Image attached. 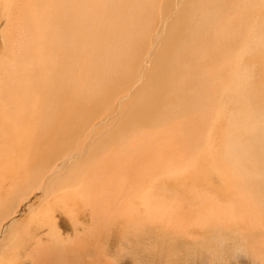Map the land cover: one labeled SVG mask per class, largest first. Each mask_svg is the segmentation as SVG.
I'll list each match as a JSON object with an SVG mask.
<instances>
[{
    "label": "rangeland",
    "instance_id": "rangeland-1",
    "mask_svg": "<svg viewBox=\"0 0 264 264\" xmlns=\"http://www.w3.org/2000/svg\"><path fill=\"white\" fill-rule=\"evenodd\" d=\"M2 1H6V2H2ZM162 1L154 0L152 3L153 4L152 9L149 8L151 3L147 4V0H139V3L141 4H138V2L135 4V7L137 6L138 8L136 7V11L135 12L133 11L134 13L132 15H129V18H130L129 24L125 25L122 21L120 25H118L119 27L117 26L118 31L117 29L116 30L114 29V32L116 34L115 37L114 38L110 37L112 39L109 38L107 43L104 45L105 52L102 54L100 53L103 58V64H102L103 67L101 66L99 70V74L97 73L98 67L96 66L94 68V75L91 78H89V76L87 75L89 79V83L87 85L84 84V86L81 88L82 91L83 90H86V91L83 92L82 97L81 95L77 94L76 96L77 97L79 96L77 99L74 94V91L76 92V90H73L71 86L57 89V93H54V94L51 93V87L53 86H49V84H51V82L49 81L50 80L49 74L54 71V68L57 69L56 61L54 58L57 52L53 53L55 50L52 52V54H48V59L50 60V64L52 65L49 64L47 73L45 75V83L47 84L46 88H43V84L39 83L41 80H43V76L41 75L42 69L36 70L35 74L31 77L26 76L25 73H23V71L20 69L18 76L15 79L13 78L14 74L11 72L8 63L12 61V57H17L18 55L20 56L23 54L17 48H19L20 47L19 45H21L22 41L20 42V40L23 37L22 35L24 34V30L26 31V29L28 28V25H29L28 18L29 16L34 15V12L28 11L30 7L28 8V3L26 2V0H10V1L0 0V27H2L1 28L2 31L0 33V75H1L0 76V88H1L0 90V107H1L0 114L2 113L5 114V115L4 114L0 115V123H1L0 124V260L1 262L3 259L5 264H10V262L13 261L14 255H15V257L17 258V262L19 260L18 264H22V263L23 264L25 263L26 264H36L38 262H40L38 264H72V263L73 264H264V257L261 254H258V251L264 252V237H263L264 230L263 229H260V227H258V229L256 230L257 234L256 233L254 234L256 238H254L250 233H247L245 232L244 229H242L243 222H241V219L239 218L235 219L232 217L230 218L228 214L225 217H223V220H220L217 216L215 217L217 210H215V214L212 216V218L208 219L209 216L206 215L208 214V211L206 209H203V208L196 209L195 207L196 205H201V206L208 205L210 206V213H211L213 211L214 205L218 204V201H219L224 204L225 209L228 211L229 206H231L232 203L239 201L240 195L243 191L242 186L237 182V180H235L236 182L233 180L234 190L232 189V186H231L232 195H228L227 194V189H228L227 181L225 179H222L221 181L216 180L213 176V170L208 171L207 169H205L207 168L205 166V168L201 169L200 174H198L197 182L194 184L195 186L192 184V182L187 181L186 186H187V190H189L187 191V193L182 192L180 187L177 188V187L169 186L168 190L165 189V191H169L172 189L169 193V196L172 197L170 198V200L174 198H176L177 200L179 199L178 201L174 199L177 211L183 214H185V211H187L189 214H191L192 212L198 211L202 215L203 220L201 221V223L198 221L196 222L193 220L192 221L188 220L187 219L188 217H186V215H184L183 217V218H186L185 220H182V218H180L178 219V223H175V224H174V220H170L169 217H166L165 219H161V220L156 219V218H153L152 221L147 220V218L145 217V211H146V206L148 204V201L146 202L145 200L150 199V194L153 189L155 192L157 191V194L159 193L158 189H160L163 184L162 180L164 181V175L162 176L161 174H156V175H159L160 177L159 176L154 177L152 184L146 187L148 191L142 190L143 188H141V186L137 187V191L139 192L144 191L143 192L144 195L141 196L140 198L136 197V193L133 192L131 196V200L130 199L128 200L129 197H127L128 196L127 194L130 191L129 192L126 191L127 193L123 191L124 192L123 193L122 190L116 186V184L118 185V183H121L122 180H125L123 182L127 184H131L132 182L134 184V181L136 180V182L138 183L137 186L141 183L138 177L134 174V172L132 173V171L130 170V168L133 167L134 165L133 162L137 155V151L133 149V147H135L137 144L130 140L132 139V137H130V133H133L138 130L140 131V133H144L143 134L144 136L146 135V137H151V133L158 134L160 130H162L160 132H163V133L166 132L168 130V129L165 130L167 126L171 128L170 130L173 131L177 129L176 128L177 126L175 127V129L173 128L175 125H178V124L183 125L184 123L182 124V122L176 118V115H178V113L176 114L174 110H171L172 114H170L169 118L173 119L174 126L169 125L165 121L164 123L166 124H164L163 121H161L162 122L161 125L155 126V127L151 126L152 120L150 119H153V117H156V116L160 117L161 115L165 114V110L161 107V100L164 99L166 95L172 93V91L174 92L172 93L173 97L177 99L178 101L180 102L188 101L185 107V110L187 111L183 112L181 110V112L184 113V115L188 114V110L190 111L191 109H193V111L192 110L190 111V116L193 115L191 117L193 118L196 117L197 119H199L200 117L203 119V117H201V114H202V116H204V118L207 121H210L211 113L217 110L219 104H221L222 102H226V103L228 102V98L227 99L224 98V94L227 92V89H225L224 87L225 85L219 84L220 86L219 87L217 83H212L213 81L211 77L212 72L210 71V69H212L213 72L215 71V68L213 69L212 65L214 64V62H216V64L227 65V68H229L230 65L233 66L234 62H232L233 61L232 55L234 54V51L232 52L231 48L235 50L234 45H237V43L241 45L243 40L253 39V38H250L249 36L251 34L250 30H252L251 29L252 27L250 28L249 26L250 23L248 21L241 20L240 22H241V28L243 29V32H242V29H240L237 33L233 32V35H232L233 37L231 36V38L226 37V39L225 38L222 39V40H226L225 43L224 41L222 42V40L220 39L221 40L220 43H223L222 48L220 47L218 48V46H221V44L219 45V40L215 41V39L213 38V40L216 42V43L213 42V44H215V47H217V48H213L214 46L211 44V42L207 43L209 41H212L211 33H208L207 31L209 29V32H210V30L214 27L218 29H222V27L220 26L222 23L220 17L217 18V20H215L216 18L208 20L209 14L208 15L203 14L201 13V11L200 12L198 11L199 13L196 12L197 15L193 13L194 11L191 10L192 9L191 7H192V4L195 3L197 0H187L188 3L185 2L186 3L185 6L181 8H180L181 5L179 7H176L177 3L181 0H162ZM170 4H172L173 7ZM145 6L149 8V11H146V14L144 13V10H143L145 9L144 8ZM156 6L158 7V10L156 9L157 8ZM52 7L50 8L48 4H45V9L49 10L47 12L55 15V17L51 18V22L53 24H58L59 22L60 24L63 18V11H62V16L60 17L59 11L61 9H59L57 13L58 15H56L54 12H52V9H53ZM153 7L155 10L153 9ZM163 7H165L166 9ZM148 8L146 9L148 10ZM141 9L143 10V15L141 13L142 11ZM176 9L178 10V12L182 11V14L181 12L178 14ZM216 10H218V7L215 9V11ZM156 11H158V14L156 13ZM171 11L174 12V14ZM77 12H76L77 15L75 16L76 17L75 20L76 21L82 20L81 22H79L81 23L79 24V27L82 25L81 26L82 28L85 22L84 19L86 20V17H85L86 13H84L83 10L82 11L79 10V12H82V13H77ZM168 12L170 14H168ZM203 15L204 16L207 15L206 16L207 18L205 20H204L205 17ZM77 16H79L81 19H79V17L77 18ZM82 17H85V18H82ZM170 17L171 19H173L172 21H170L171 20ZM182 17L184 19L191 18L193 20L192 25L187 26L186 28L183 24H181V21L184 20ZM47 18H48V15H47ZM141 18L145 19L143 23H141V25L143 24L142 27L139 25L140 24L139 21L141 20H138ZM197 18H198V21L196 20ZM175 21H179L177 22L179 24L177 25ZM203 21H206L205 22L206 25L203 24ZM207 21L208 23L211 22L210 25H208ZM144 22L146 24H144ZM135 23L136 24L138 23V27ZM132 24L134 26H132ZM172 24L174 25L172 26ZM194 26H196L197 28ZM161 27L165 30L164 37H161L158 40H156L157 39L156 37L159 33L158 31L160 30ZM137 28H140L142 30L137 29ZM162 28L160 31H162ZM131 29H133L132 32H131ZM139 30H140V33H139ZM189 30L192 32L191 34L188 32ZM204 30L205 31L207 30L206 32L210 35H207V33ZM124 32L128 35L126 36ZM141 32L142 33L144 32V33L142 34ZM196 32H199V33H196ZM71 33L73 35L75 34L76 36L79 35L78 33H75L73 30L71 31ZM119 33H120V36H117ZM203 33L206 35H204ZM238 33H239V38H238V35L236 36V34ZM141 34L143 36H141ZM196 34H198V36H196ZM257 34L259 38L258 37L256 38L263 47H261L259 43L257 44L258 42L257 41L256 42L257 46L255 44L256 54L262 52L264 48V40L261 38L259 33ZM245 35L247 36V38H243V36ZM4 36L8 37L10 41L8 42L10 43L9 48L10 49L12 48L13 50L12 49L10 50L8 48V44L5 45V43L3 42L4 39L6 40ZM207 36L208 37L210 36V37L208 38ZM240 37H242L241 41H240ZM90 38H91L90 40L93 41L91 43H90V40H86V37L84 39L78 38L80 40L77 39L75 40L76 42L74 41V47L78 46L79 44H80L79 45L80 47L84 46L85 44L89 46L95 45L96 42L93 40L94 38L91 37V34H90ZM163 39H165V41ZM229 39H231L230 41H233V43L232 42L229 43ZM205 41L206 43H204ZM161 42H163V44L165 42L166 44H164V46L163 44L159 46V43L161 44ZM205 44H207L208 46ZM224 44L228 49L224 47ZM10 45H13V46L11 47ZM106 45L110 49H108V47L106 48ZM206 46L212 48V50L213 49L215 50L214 51L208 50L210 48L207 49ZM114 47H116V49H114ZM194 47L196 48L198 47V48L195 50ZM5 48H8V50H6ZM162 48L163 49L166 48L165 50L167 51L163 50ZM200 48L201 50H198ZM239 48L240 50H235L237 51L236 52L237 54H239L242 51L241 46ZM16 49H17V53H16ZM216 49L218 52H216ZM189 50H195V52L194 51L190 52ZM180 51H184V52H180ZM229 51L231 52L230 54H232L230 56H228ZM238 51L240 52L238 53ZM109 52H112L113 54L111 55V53ZM155 52H157V55ZM169 57L170 59H168ZM255 57H254L255 60L258 59V57L256 58ZM144 58L146 59L148 58L147 61L145 59L146 62H144ZM155 58H157V61ZM220 58H223L222 60L224 62H226L227 60V62L224 63ZM19 60L20 62L22 61L21 58H19ZM114 60L115 62H113ZM151 60L153 63L150 62ZM249 60H252V58ZM41 61H43V58H41ZM180 61L186 64H183ZM198 61L200 62L198 63ZM207 61L208 62L210 61L209 63L211 65L208 64ZM257 61L259 62L262 60L259 58V60H256V62ZM178 63L181 66H179ZM254 63L255 62L253 61L252 64ZM252 64L251 62H249L247 63V66L248 67L253 66ZM20 66L21 65L18 64L19 68H21ZM255 66H256V71H258L257 69H259L260 65L258 66V64L255 63L254 67ZM76 67L78 66H75V67L73 66V69ZM127 67H129L130 69ZM174 67L176 70L174 69ZM187 67H188L186 71L187 73L185 72L186 73L185 74L184 73L185 70L183 69H186ZM46 69H45V72H46ZM169 69L171 71H169ZM192 69H194V73L192 72L193 71ZM145 70L147 73L145 72ZM221 71L225 73V70H220V72ZM107 72L109 73V75ZM170 72L171 74H169ZM177 73L183 74V76L184 75L185 76H184V80L181 81V85H180V82L177 81L179 84L176 82V88L173 89L168 83H166V80L171 75L173 76ZM65 74L66 72L63 74L62 79L61 77L56 79L55 81L56 85H57L56 83L57 81H61L66 78L67 74L66 75ZM188 74L190 75L188 76ZM142 76H145V80L140 82V78ZM202 76L203 77L205 76V77L203 78ZM209 76L211 78H209ZM253 76H254V85L256 86L255 95L261 94L259 90V88L261 89V83H259L260 77L257 76L256 74H254ZM240 78H243V77H240ZM194 79H198V80H196L195 82ZM115 80H117L116 83H115ZM150 80H153L152 81L153 84H151ZM221 80H224V75L223 76L221 75ZM121 82H123V84ZM145 82L147 83L144 85ZM209 84H212L214 86L216 85V86L211 87V85ZM140 85L144 87L142 88ZM75 86L77 87V85ZM181 86H184L186 90ZM170 87H171V90L173 89L172 91L169 89ZM206 88L209 90H206ZM218 89L220 90L219 92L217 91ZM130 90H134L135 93L132 91L134 94L132 92L131 93L133 95L131 93L129 94ZM201 90L203 91L201 92ZM205 90H206L205 93L207 94H204ZM211 90L212 91L214 90L215 92L214 91H213L214 93L210 92ZM93 91H95L96 93L95 92L93 93ZM223 91H225V93ZM101 93H103L102 96H101ZM209 93L210 94L212 93L211 94L212 97H210L211 95ZM218 93H220L221 96ZM194 94L195 95L197 94V96H194ZM17 95H19L18 96L19 98L17 97ZM95 95L98 98L95 101V103L98 101L101 102L103 108L97 111L95 108H92L90 109L91 112H89L87 116V114H83L82 108H84L86 105L91 106L92 104H86V103L90 102L95 97ZM216 95L218 96L216 97ZM246 95H249V91H247L244 96ZM121 96H122V99L120 98ZM155 96L157 97V99ZM20 97L23 99V101H21L22 99H20ZM38 98L40 100H37ZM217 99H220V100L217 101ZM190 101L191 103H194V102L195 103L191 104ZM130 102L131 103L133 102V103L130 104ZM179 103L176 104L177 109L179 108L178 107ZM228 103L229 104L227 106V109L229 108V106L231 108L234 106L235 108V105L233 104L235 103V101L232 103L230 102ZM242 103L238 102L237 106H239L240 108H243L244 105L247 104L246 101H244V104ZM8 104H10V106ZM19 104L20 105L22 104V105L19 107L18 106ZM68 104L69 106H67ZM27 108H30V109H27ZM67 108L68 109L70 108V109L67 110V113L64 114V111ZM72 108L78 109V111L75 110L71 112ZM199 108H202V109L200 110ZM221 109L222 111H225L224 107ZM106 110H109L108 114H106ZM204 110L205 111L208 110L210 114H207L206 112L203 114L202 111L204 112ZM230 110L231 109H228V111L226 110L225 114L222 117V119H225V120L221 121V126L219 128V131L221 129L222 132L218 133V136L220 137L217 136L219 140H217L216 134H213V139L214 140L216 139L215 145L218 146L217 148L220 151V152L218 151L220 154L216 155L217 158L219 156L217 161H219L220 163H222L221 160L223 161L232 160L229 154L227 155V152L226 153L222 152L223 148H226L224 149V151H227V146H226L227 144L226 142H223L221 140V137H223V133L226 131V127H225L227 125L226 118L227 116L233 114V112H231L232 110L231 111ZM77 112H78V115H80V119L78 117V120H80V122L76 121L75 118L73 117L68 118L71 113H77ZM226 112H227V116H226ZM109 114H113V116L110 119L106 120V118L108 117L107 115ZM190 116L188 114L186 117L185 116L184 117L187 119H190ZM244 116L245 118H248L250 115L248 113H243V117ZM139 117H141L142 120L139 119ZM248 119L250 121L251 116ZM9 121L11 123H9ZM2 124L5 126V128ZM162 126L165 128H163ZM152 127L156 130L154 131V129H151ZM129 128L130 129L133 128L135 131L134 130L126 131ZM122 129H126V130L122 131ZM150 130H153V131H150ZM53 134L56 137H54ZM56 138H57V141H56ZM116 138L120 139L119 142L115 140ZM53 139L55 140L56 144L60 145L59 149L62 150L63 148L64 152L66 153H64V155H60L61 150L55 149L52 151L55 153V156H54L55 158L52 157L53 159H51V158L46 157V159L45 158L43 159L42 156L46 155L45 151L50 150L51 149L50 147L55 145V142L53 144V141H54ZM188 142H189V139L188 137H186L185 143L190 145V142L189 143ZM198 146L200 145L198 144ZM248 147L250 148L252 153H249L250 150ZM248 147L247 149L249 152L246 150L247 152L244 151L245 154L249 153V155H254L253 154L254 148L251 147V145H249ZM39 148H40V153H39ZM185 150L186 152H188L187 149ZM52 152L50 154H54ZM116 155H118L119 157ZM70 156H72V158H70ZM138 157L140 158L139 163L141 162L140 169H138V171H140V173L142 172V174H146L147 173L146 169L150 165L152 164L161 165L160 163L162 162V160L163 162L165 161L166 155H164L163 153L158 154V152H152L151 155L149 153H146V156L144 157V159L141 158L139 154H138ZM159 158L162 160L160 161ZM204 158L205 156H201L197 160L202 161V159ZM85 161H90V164H94L93 167L90 168V170L88 169L85 171L86 173H88V176H89L85 179L86 181L84 180L83 181L84 183L80 185L77 182L78 179H75V177H71L70 179L71 181L73 179L72 181L73 184L70 187L69 186L64 187L63 189L60 190L58 188L59 182L61 181L65 183L68 182V180H65V179L69 178L68 176H70V172L74 170L75 168L76 169L79 168V166L82 164L83 165L87 164ZM125 161H127L128 163L127 162L125 163ZM220 163L217 162V165H221ZM101 168L103 172L100 170ZM115 169L117 170L115 171ZM227 169L231 171V168L230 169L227 168ZM98 170L100 171V173ZM221 170L224 171L222 167H221ZM233 171L234 170L232 169V172ZM29 176H31V183H32L31 185L33 186L32 187L29 186L26 188V185H29L27 184V178ZM93 178L95 180L91 181L93 180ZM96 179H99V181ZM113 181L114 182L116 181V184L113 183ZM92 182L94 183L96 182V183L93 184ZM83 184H87L88 186H85ZM93 185L94 186L96 185V186L94 187ZM236 185H239L238 188L236 187ZM20 186L21 188H26L27 192L26 191L16 192L18 196H15L13 197V199H11L10 197L11 191H13V189H17V190L20 189ZM108 188H110L109 189L110 191L107 190ZM74 189H77V190L79 189V190L84 191L86 193L84 195L85 197L76 196L77 198H72L70 200V197H72V195L68 193L73 191ZM55 190H57L58 192ZM91 191L92 193L94 192V194L92 193L90 194ZM154 191H152V194L155 193ZM96 193L98 194V196L100 197L103 196L105 198L101 197L100 199L96 195ZM118 193L123 195V198H127V201L129 202L133 201L135 203V206L139 209L137 211V214L134 217H132V219L130 217L127 218L126 215L123 216L124 214L120 213L121 210L119 208L115 209L116 207L115 208L110 207V211H116V212L110 213L108 209L110 204H108V202H101L102 199L103 200L109 199L108 201L111 202L112 201L111 196L116 195ZM106 194H108L107 197L105 196ZM95 195L97 196V198H99V201H97V203L99 202L101 203L97 204L95 202H92L89 204V203L83 202V198H89V196L90 198H95L96 197ZM199 195L203 197L202 200L198 199ZM235 196L238 198V200ZM21 197H23L22 200H21ZM60 197L66 202L60 203L59 201L61 202L63 201L62 199L59 200ZM143 198H145L144 201H143ZM66 199H69L70 201L69 200L67 201ZM26 200H28L29 202L27 203L26 206H23V203ZM64 203L65 204L68 203L67 208H63L61 206L62 204L65 205ZM73 204L77 210V213L75 214H77L76 218L78 219L75 218V220L73 219L70 220L68 218L69 219L68 221L67 217L62 215V213L65 210H69L71 208V205ZM96 204L98 206H96ZM101 206H105V209L109 212V215L106 214L105 218L104 216L101 215V213H105V212H102L104 210L103 208H101ZM172 206H170L169 209H172ZM23 209H24V212L22 213ZM65 212L68 213L67 211ZM142 212H144V214ZM116 215H119V216H116ZM50 219H51V222H50ZM95 220H98V221H95ZM221 221L222 222L224 221V222L222 223ZM48 227L51 229L50 233H47V230L49 229ZM141 229H143L144 231ZM61 231L64 236L65 245H63L62 248H58L56 242H52V241L49 242L50 241L49 236H53L54 238L58 239ZM15 238L20 241L19 242L20 245L17 246L15 243H13V241L15 242L14 240ZM10 243L12 244V246ZM7 245L10 247V249L12 248L11 250L13 251L9 250V247ZM40 245L42 248L40 247ZM40 248L43 250H41ZM29 253H31V255L34 256V257L32 256L33 259L30 258L31 260L28 259V257L26 256V254H29ZM35 256H37V258ZM6 260L9 262H7ZM1 262L0 264H3Z\"/></svg>",
    "mask_w": 264,
    "mask_h": 264
},
{
    "label": "bare ground",
    "instance_id": "bare-ground-1",
    "mask_svg": "<svg viewBox=\"0 0 264 264\" xmlns=\"http://www.w3.org/2000/svg\"><path fill=\"white\" fill-rule=\"evenodd\" d=\"M10 1V0H9ZM154 0H147V4L151 3V5L149 6V8L152 9V3H153ZM160 1V0H159ZM162 1V0H161ZM2 2H6V1H2ZM26 2L28 3V11H33L34 12V15L32 16H29L28 20H29V25H28V28L26 29V31L24 30V34L21 36V45H17L19 49L22 53V55H18L17 57H12V61H10L8 63L9 65V68L11 70V72L14 74L13 75V78L15 79L18 74H19V70L21 69L23 71V73H25L26 76H33L36 72V70L38 69H42L41 70V75L43 76V80H41L39 83L43 84V88H46V83H45V75L47 73V70H48V66L50 64V60L48 59V54H52L53 53H56L55 55V61H56V65H57V69L54 68V71L52 73H50V82L51 84H49V86H53L51 87V93H57V89H61L63 87H67V86H71L73 88V90H76V92L74 91V94L75 96L78 94V95H83V92L86 91V90H83L82 91V87L84 86V84H88L89 83V79L87 77V75L89 76V78H91L93 75H94V68L97 66L98 67V74H99V70L103 64V58H102V53H104L105 51V48H104V45L107 43L108 39L110 37L114 38L115 37V32H114V29L116 30L117 29V26L120 25V23L123 21V23L126 25V24H129V15H132L135 11H136V7H135V4L138 2V4H141L139 3V0H26ZM142 2V1H141ZM163 2V1H162ZM166 2V1H165ZM187 2V0H181L177 3V6L176 7H179L180 5V8L181 7H184L185 4ZM145 3V2H143ZM2 4V3H1ZM45 4H48V6L51 8L52 6V12H54L56 15H58V11L59 9H61L59 11V15L60 17L62 16V11H63V18H62V21L58 22V24H53L51 22V18L52 17H55V15L53 14H50L48 13L47 11H49L48 9H45ZM146 4V5H147ZM173 4V3H172ZM172 4H170L172 6ZM4 5V4H3ZM6 5V3H5ZM175 5V4H174ZM84 6V8H83ZM139 6V5H138ZM144 6V5H143ZM157 7V6H156ZM173 7V6H172ZM218 7V10L215 11V9ZM138 8V7H137ZM143 8V7H141ZM145 9L144 10V13L146 14V11H149V8L148 7H144ZM148 8V10L146 9ZM160 8V7H159ZM165 8V7H163ZM171 8V7H169ZM196 15L197 13L196 12H200L203 13V14H209L208 15V20L210 19H215L217 20V18H221V27L222 29H218L216 27L212 28L209 32V29H208V33H211V37H212V41H209L207 43H210L214 46L213 48H217L215 47V44H213V42H215L216 40L218 41L219 40V45L221 44V46H218V48H222V45L223 43H220V41L222 39H226V37L228 38H231V36L233 35V32H238L241 28V20H245V21H248L250 23V28L252 30L251 31V34L249 35L250 38H253V39H245L243 40V42L241 43V45L239 43H237V45H234V48L235 50H240V46H241V52L238 51L239 54H237L235 50L232 49V52L234 51V54H230L231 50L229 51V55H232V59L234 62L233 66H231L230 64V67L227 68V65L225 64H216V62H214V64L212 65L213 66V69L215 68V71L213 72L212 69H210V71L212 72L211 73V77H212V83H217L218 86L219 84H224L225 86V89H227V92L225 93V91H223L225 94H224V98L227 99L228 98V102L232 103L235 101V103H233L235 105V108L234 106L231 108L229 106L228 109H231L230 111L233 112V114L227 116V112H226V116H227V120H226V123L227 125L225 126L226 127V131L223 133V137H221V140L223 142H226V146H227V151H224V149L226 148H223V151L222 152H227V155L229 154V156L232 158V160L228 161V160H221L222 163H220L217 158V154H220L219 152V149L217 148L218 146L215 145V140L213 139V134H216V137L218 136V133L222 132V130L220 129L219 131V128L221 126V121L225 120V119H222L223 115L225 114V111L227 109V106H228V102H222L221 104H219L218 108L216 111L212 112L211 113V120L210 121H207L204 116H202L201 114V117H199V119H197L196 117L193 118L190 116V111L193 109H191L190 111L188 110V114L190 116V119H187L185 118L188 114H185L181 112V110L184 112V111H187L185 110V107H186V104L187 102H183V101H178L177 99H175L173 97V94L174 93L172 90L174 88H176V82L179 81L180 82V85H181V81L184 80V76L183 74H175V75H171L170 77L167 78L166 80V83H168L173 89L171 90V87L169 88L172 93L166 95V97L164 99L161 100V107L165 110V114L161 115L160 117L156 116V117H153V119H150L152 120L151 122V126H159L161 125V121H164L167 122L169 125H173L174 126V122H173V119L172 118H169L170 114L171 113V110H174V112L178 115H176V118L182 122L183 125H175L173 128L175 129V127L177 129L175 130H170L171 128H169L167 126L166 129H168L166 132H160L162 130L159 131V133H151V137H146V135L144 136L143 134L144 133H140V131H135L133 128H129L128 130L126 129H122V131H132L134 130L135 132L133 133H130V137H132V139H130L131 141L135 142L137 145L135 147H133V149L135 151H137V155L134 159V165L133 167L130 168V170L132 171V173L134 172V174L138 177V179L140 180V184L137 186V182L136 180L134 181V184L133 182L131 184H127L123 181L125 180H122L121 183H118V185L116 184V181L113 183L116 184L117 187H119L122 192L123 191H130L127 195L128 200L130 199L131 200V196L133 194V192L136 193V197L140 198L141 196H143V192L144 191H148L146 189V187L150 186L152 184V181L154 179L155 176H159V175H156V174H161L162 176L164 175V181L162 180V186L160 189H158V194H157V191L155 192L154 189L152 191H154L153 193L155 194H152V191H151V194H150V199H146L143 198V201L145 200L146 202L148 201V204L146 206V211H145V217L147 218L148 221H152L153 218H156V219H165L166 217H169L170 220H174V224L175 223H178V219L182 218V220H185L186 218H183L184 215H186V217H188L187 219L190 220V221H198L201 223V221L203 220L202 219V215L200 214V212L196 211V212H192L191 214H189L187 211H185V214L179 212L176 210V206H175V202H174V199L177 200L176 198L174 199H171L172 197L169 196V193L170 191L172 190H169V191H165L168 190L169 186H172V187H177V188H181V191L184 192V193H187V186H186V183L187 181H190L192 182V184L194 185L196 182H197V179H198V174H200V171L201 169L205 168V166L207 168L208 171L209 170H213V176L216 180H222V179H225L227 181V184H228V189H227V194L228 195H232V192H231V186H232V189L234 190V181L237 180V182L242 186V193L240 195V198H239V201L237 202H234L231 204V206H229V210L227 211L224 207V204L219 202L218 201V204H215L214 205V208H213V211L210 213V206L208 205H204V206H201V205H196V209H199V208H203V209H206L208 211V219L209 218H212V216L215 214V210H217V213L215 215V217L217 216L220 220H223V217H225L226 215L229 214L230 218H235V219H241V222H243V225H242V229L245 230V232L247 233H250L254 238H256V236L254 235L256 233V230L258 229V227H260V229H263L264 230V48H263V51L256 54V47H255V44L256 42L258 41L256 37H258V34H260L261 38L264 40V0H197L195 3L192 4V7H191ZM133 9V10H132ZM150 9V10H151ZM154 9V7H153ZM158 10V7L156 8ZM166 9V8H165ZM2 10V9H1ZM79 10H83L84 13H86L85 17H86V20L84 19V25L83 27L81 28V26L79 27V22H81L80 20H75L76 19V12L77 13H82V12H79ZM138 10V9H137ZM142 10V9H141ZM140 10V11H141ZM143 10L141 11L142 15H143ZM155 10V9H154ZM177 10V9H176ZM180 10V9H179ZM3 11V10H2ZM1 11V12H2ZM134 11V12H133ZM153 12V10H152ZM172 12V11H171ZM178 12V10H177ZM181 12L182 14V11H179L178 14ZM198 12V13H199ZM148 13V12H147ZM151 13V12H150ZM156 13L158 14V11H156ZM174 14V12H172ZM140 14V13H138ZM144 14V15H145ZM153 14V13H152ZM168 14H170L168 12ZM47 15H48V18H47ZM65 15V17H64ZM81 15V14H80ZM137 15V14H136ZM206 15V16H207ZM3 16V15H2ZM138 16V15H137ZM153 16V15H152ZM204 16V15H203ZM206 16H204V20L207 18ZM210 16V17H209ZM79 16H77L78 18ZM85 17H82V18H85ZM139 17V16H138ZM194 17V16H193ZM192 17V18H193ZM196 17V16H195ZM132 18V17H131ZM169 18V17H168ZM181 18V17H180ZM183 18V17H182ZM186 18V17H185ZM200 18V17H199ZM79 19H81L79 17ZM162 19V18H161ZM164 19V18H163ZM171 19V17H170ZM184 19V18H183ZM138 20H141L139 21V25L142 27L141 23H143V21L145 19H138ZM173 19H171L170 21H172ZM198 21V18L196 19ZM195 20V21H196ZM202 20V18H201ZM103 21V22H102ZM102 22V23H101ZM132 22V21H131ZM130 22V23H131ZM136 22V21H135ZM138 22V21H137ZM165 22V21H164ZM176 23L179 22V21H175ZM174 22V24H175ZM192 22L193 20L190 18V19H184L181 21V24H183L186 28L187 26H191L192 25ZM206 21H203V24L206 25L205 23ZM83 23V22H82ZM101 23V24H100ZM152 23V22H151ZM199 23V22H197ZM208 23V21H207ZM211 22L208 23V25H210ZM213 23V22H212ZM248 23V24H249ZM136 24V23H135ZM144 24H146L144 22ZM172 24V26L174 25ZM179 23H177L178 25ZM26 25V24H25ZM122 25V24H121ZM124 25V27H125ZM131 25V24H130ZM129 25V26H130ZM137 27H138V23L136 24ZM165 25V24H164ZM176 25V26H177ZM203 25V26H205ZM246 25V24H245ZM128 26V25H127ZM132 26H134L132 24ZM147 26V25H146ZM201 26V24H200ZM202 26V27H203ZM119 27V26H118ZM131 27V26H130ZM145 27V25H144ZM143 27V28H144ZM196 27V26H194ZM220 27V28H221ZM2 27H0V33L2 31L1 29ZM162 28V27H161ZM160 28V30H161ZM193 28V27H192ZM197 28V27H196ZM209 28V26H208ZM211 28V27H210ZM126 29V28H125ZM135 29V28H134ZM137 29H140V28H137ZM179 29V28H178ZM191 29V28H189ZM194 29V28H193ZM207 29V28H205ZM249 29V28H248ZM74 31L75 33H78L79 35L76 36L75 34L73 35L71 33V31ZM133 29H131V32H132ZM136 30V29H135ZM142 30V29H140ZM140 30H139V33H140ZM158 31V35H157V39L158 40L159 38L161 37H164V34H165V30L162 28V31ZM118 31V29H117ZM121 31V30H120ZM137 31V30H136ZM151 31V30H150ZM167 31V29H166ZM170 31V30H169ZM198 31V30H196ZM205 31V30H204ZM205 31V32H206ZM212 31V32H211ZM249 31V32H250ZM135 32V31H134ZM146 32V31H145ZM152 32V31H151ZM190 34L192 33L190 30L188 31ZM200 32V30H199ZM199 32H196V33H199ZM206 32V33H207ZM242 32H243V29H242ZM125 33V32H124ZM128 33V31H127ZM130 33V32H129ZM136 33V32H135ZM142 33V32H141ZM144 33V32H143ZM142 33V34H143ZM195 33V31H194ZM207 35H210L208 34ZM253 33V34H252ZM14 34V33H13ZM90 34H91V37L94 38L93 40L96 42L93 43L95 45H87L85 44L84 46L80 47L79 45L74 47V41L77 40L78 38H82L84 39L86 37V40H90ZM126 34V33H125ZM124 34V35H125ZM141 34V36H143ZM170 34V33H169ZM204 34V33H203ZM128 34H126L127 36ZM136 35V34H135ZM193 35V34H192ZM191 35V36H192ZM206 35V34H204ZM238 35V38H239V33L236 34V36ZM255 35V36H254ZM257 35V36H256ZM3 36V35H2ZM117 36H120V33L117 35ZM130 36V35H129ZM169 36V35H168ZM195 36V35H194ZM196 36H198V34H196ZM202 36V35H201ZM235 36V35H234ZM5 37V36H4ZM3 37V39H4ZM123 37V36H122ZM177 37V36H176ZM200 37V36H199ZM198 37V38H199ZM208 37V36H207ZM210 37V36H209ZM208 37V38H209ZM233 37V36H232ZM255 37V38H254ZM6 40L4 39V43L5 45L8 44V48H9V44L8 42L9 39L8 37L6 36L5 37ZM110 38V39H112ZM128 38V37H126ZM135 38V37H134ZM213 38L215 39V41L213 40ZM241 38L240 37V41H241ZM243 38H247V36H243ZM259 38V37H258ZM20 39V38H19ZM78 39V40H80ZM130 39V38H129ZM155 39V38H154ZM174 39V38H173ZM190 39V38H189ZM192 39V38H191ZM221 39V40H220ZM124 40V39H123ZM127 40V39H125ZM161 40V39H160ZM165 41V39H163ZM199 40V39H198ZM231 39H229V43L233 41H230ZM238 40V39H237ZM130 41V40H129ZM141 41V40H140ZM226 40H222V42ZM76 42V41H75ZM78 42V41H77ZM82 42V41H81ZM88 42V41H87ZM93 42L90 40V43ZM117 42V40H116ZM137 42V41H136ZM178 42V41H176ZM228 42V41H227ZM135 43V42H133ZM202 43V42H201ZM206 43V41L204 42ZM216 43V42H215ZM218 43V42H217ZM259 43V41L257 42V44ZM119 44V43H118ZM122 44V43H121ZM125 44V43H124ZM158 44V43H157ZM163 44V42H161V44L159 43V46H161ZM164 44H166L164 42ZM163 44V46H164ZM180 44V43H179ZM178 44V45H179ZM203 44V43H202ZM236 44V43H235ZM256 44V46H257ZM261 45V43H259ZM263 44V43H262ZM14 45V44H13ZM13 45H10L11 47ZM109 45V44H107ZM106 45V48L108 47ZM117 45V44H116ZM120 45V44H119ZM207 45V44H205ZM218 45V44H217ZM240 45V46H239ZM259 45V46H260ZM128 46V45H127ZM140 46V45H139ZM158 46V45H157ZM174 46V45H173ZM199 46V45H198ZM202 46V45H200ZM204 46V45H203ZM208 46V45H207ZM206 48H210V47H207ZM239 46V47H238ZM6 47V46H5ZM119 47V46H118ZM129 47V46H128ZM177 47V46H176ZM224 47L225 44H224ZM255 47V48H254ZM261 47H263L261 45ZM8 48H5L6 50H8ZM164 48V47H163ZM162 48V49H163ZM170 48V47H169ZM198 48V47H197ZM196 47H194V49L196 50L197 49ZM205 48V49H206ZM227 48V47H226ZM10 49V48H9ZM12 49V48H11ZM10 49V50H11ZM17 49H16V53H17ZM108 49H110L108 47ZM107 49V50H108ZM113 49V48H112ZM114 49H116V47H114ZM125 49V48H124ZM127 49V48H126ZM166 49V48H165ZM163 49V50H165ZM204 49V48H203ZM228 49V48H227ZM13 50V49H12ZM106 50V51H107ZM137 50V49H136ZM169 50V49H168ZM185 50V49H184ZM195 50H189L190 52L194 51ZM198 50H201L198 49ZM208 50H211V51H214L215 49L212 50V48L208 49ZM207 50V51H208ZM220 50V49H218ZM15 51V49H14ZM76 51V52H75ZM114 51V50H113ZM112 51V52H113ZM130 51V50H129ZM167 51V50H165ZM174 51V50H172ZM203 51V50H202ZM261 51V50H259ZM257 51V52H259ZM8 52V51H7ZM45 52V53H44ZM108 52V51H107ZM112 52H109L111 53V55L113 54ZM120 52V51H119ZM118 52V53H119ZM139 52V51H138ZM141 52V51H140ZM148 52V50H147ZM146 52V53H147ZM180 52H184V51H180ZM210 52V51H209ZM216 52L217 49H216ZM223 52V50H222ZM220 52V53H222ZM11 53V51H10ZM19 53V51H18ZM64 53V54H63ZM101 53V54H100ZM117 53V52H115ZM154 53V52H153ZM156 55H157V52H155ZM161 53V52H160ZM170 53V52H169ZM176 53V51H175ZM127 54V53H125ZM211 54V53H210ZM215 54V53H214ZM65 55V56H64ZM107 55V54H106ZM122 55V54H121ZM147 55V54H146ZM22 56V57H21ZM155 56V55H154ZM153 56V57H154ZM164 56V55H163ZM168 56V55H167ZM258 57V59L256 60H259V58L262 60V61H257L254 59V57ZM8 57V56H7ZM122 57V56H121ZM199 57V56H198ZM255 57V58H256ZM14 58V59H13ZM19 58L22 59V61L20 62ZM41 58H43V61H41ZM93 58V59H91ZM108 58V57H107ZM113 58V57H112ZM123 58V57H122ZM129 58V57H128ZM134 58V57H133ZM178 58V57H177ZM182 58V56H181ZM180 58V59H181ZM196 58V57H194ZM256 63L258 64V66L260 65V68L257 69L258 71H256V66L254 67V64H252V60H249L251 59ZM146 58H144V62ZM150 59V58H149ZM156 61H157V58H155ZM154 59V60H155ZM170 59V57L168 58ZM193 59V58H192ZM221 60L223 58H220ZM235 59V61H234ZM126 60V58H125ZM205 60V58H204ZM219 60V61H221ZM124 61V60H123ZM223 61V60H222ZM115 62V60L113 61ZM112 62V63H113ZM143 62V61H142ZM151 63L152 60L150 61ZM182 62V61H180ZM200 61H198L199 63ZM208 62V61H207ZM210 62V61H209ZM208 62V64H210ZM212 62V61H211ZM224 62V61H223ZM227 62V60H226ZM224 62V63H226ZM231 62V63H232ZM251 62V64L253 66H250L248 67L247 66V63ZM105 63V62H104ZM157 63V62H155ZM183 63V62H182ZM206 63V62H205ZM18 64H20L21 68L18 67ZM106 64V63H105ZM179 64V63H178ZM183 64H186V63H183ZM52 65V64H50ZM94 65V66H93ZM150 65V63H149ZM148 65V66H149ZM206 65V64H205ZM211 65V64H210ZM73 66H78L76 68L73 69ZM128 66V65H127ZM131 66V65H130ZM141 66V65H140ZM146 66V65H145ZM152 66V64H151ZM156 66V65H155ZM177 66V65H176ZM175 66V67H176ZM179 66H181L179 64ZM103 67V66H102ZM174 67V69H175ZM186 67V65H185ZM206 67V66H205ZM3 68V67H2ZM5 68V67H4ZM47 68V69H46ZM129 68V67H127ZM135 68V67H134ZM228 70H227V69ZM258 68V67H257ZM7 69V68H6ZM45 69H46V72H45ZM103 69V68H102ZM114 69V68H113ZM112 69V70H113ZM123 69V68H122ZM130 69V68H129ZM146 69V68H145ZM149 69V68H148ZM153 69V68H152ZM173 69V68H172ZM181 69V68H180ZM188 67L186 69H183L185 70L184 73L187 71ZM261 69V70H260ZM176 70V69H175ZM179 70V68H178ZM182 70V69H181ZM193 73H194V69H192ZM200 70V69H199ZM220 70H225V73H223V71L220 72ZM260 70V72H259ZM109 71V70H108ZM169 71H171L169 69ZM191 71V69H190ZM5 72V71H4ZM50 72V71H49ZM66 72V78L64 80H61V81H57V85L55 84V81L56 79L60 78L62 79L63 77V74ZM140 72V71H139ZM146 72V70H145ZM174 72V71H173ZM201 72V71H200ZM229 72V73H228ZM104 73V72H102ZM108 73V72H107ZM111 73V72H110ZM115 73V72H114ZM138 73V72H137ZM147 73V72H146ZM187 73V72H186ZM185 73V74H186ZM22 74V72H21ZM97 74V75H98ZM120 74V73H119ZM145 74V73H144ZM171 74V72L169 73ZM254 74H256L257 76L260 77V82L261 83V89L259 88L260 90V93L263 94H258V95H255V88L256 86L254 85ZM6 75V74H5ZM107 75V74H106ZM109 75V73H108ZM118 75V74H117ZM133 75V74H132ZM190 74H188L189 76ZM197 75V74H196ZM221 75L223 76L224 75V80H221ZM1 76V75H0ZM3 76V75H2ZM99 76V75H98ZM102 76V75H101ZM114 76V75H113ZM169 76V75H168ZM187 76V75H186ZM187 76V77H188ZM196 77V76H195ZM203 77V76H202ZM205 77V76H204ZM203 77V78H204ZM209 76V78H211ZM240 77H243V78H240ZM120 78V77H119ZM130 78V77H129ZM147 78V77H146ZM201 78V77H200ZM236 78V79H235ZM95 79V78H93ZM110 79V78H109ZM234 79V80H233ZM2 80V79H1ZM38 80V79H37ZM103 80V78H102ZM119 80V79H118ZM122 80V79H121ZM130 80V79H129ZM143 80H145V76H142L140 78V82H142ZM148 80V79H147ZM146 80V81H147ZM196 80L198 79H194V81L196 82ZM209 80V79H208ZM17 81V80H16ZM22 81V80H21ZM20 81V82H21ZM36 81V80H35ZM91 81V80H90ZM117 80H115V83H116ZM149 81V80H148ZM147 81V82H148ZM151 81V84L153 80H150ZM193 81V82H194ZM210 81V82H211ZM31 82V81H29ZM108 82V81H107ZM126 82V80H125ZM130 82V81H129ZM145 82L144 85L147 83ZM192 82V83H193ZM97 83V82H96ZM113 83V82H112ZM114 83V85H115ZM123 84V82H121ZM156 83V82H155ZM159 83V82H158ZM164 83V82H163ZM178 83V82H177ZM186 83V82H185ZM184 83V84H185ZM2 84V83H1ZM95 84V83H94ZM167 84V85H168ZM179 84V83H178ZM203 84V83H202ZM23 85V84H22ZM30 85V83H29ZM77 85V87L75 86ZM113 85V84H112ZM126 85V83H125ZM129 85V83H128ZM143 85V83H142ZM142 85H140L142 87ZM156 85V84H155ZM166 85V84H164ZM163 85V86H164ZM193 85V84H192ZM211 85V87H215L214 85L212 84H209ZM2 86V85H1ZM13 86V85H12ZM123 86V85H122ZM153 86V85H152ZM160 86V85H159ZM188 86V85H187ZM204 86V85H203ZM202 86V87H203ZM29 87V86H28ZM76 87V88H75ZM140 87V89H141ZM144 87V86H143ZM142 87V88H143ZM149 87V86H148ZM155 87V86H154ZM158 87V86H156ZM184 88V86H181ZM186 87V86H185ZM192 87V86H191ZM198 87V86H197ZM201 87V88H202ZM220 87V86H219ZM10 88V87H9ZM19 88V87H18ZM21 88V87H20ZM106 88V87H105ZM123 88V87H122ZM136 88V87H135ZM138 88V87H137ZM146 88V86H145ZM161 88V87H160ZM168 88V87H167ZM166 88V89H167ZM187 88V87H186ZM195 88V87H194ZM124 89V88H123ZM185 89V88H184ZM192 89V88H191ZM205 89V88H204ZM220 89V88H219ZM217 90L218 92L220 90ZM1 90V88H0ZM95 90V89H94ZM99 90V89H98ZM105 90V89H104ZM110 90V89H109ZM117 90V89H116ZM136 90V89H134ZM134 90H130L129 94ZM150 90V88H149ZM154 90V89H153ZM176 90V89H175ZM179 90V88H178ZM177 90V91H178ZM186 90V89H185ZM184 90V91H185ZM206 90H209L206 88ZM206 90L204 91V94H207L205 93ZM17 91V90H16ZM97 91V90H96ZM141 91V90H140ZM144 91V89H143ZM190 91V90H188ZM203 90H201L202 92ZM214 91V90H213ZM212 90L210 92H213ZM216 91V93H217ZM249 91V95H246V92ZM25 92V91H24ZM95 91H93L94 93ZM111 92V91H110ZM121 92V91H120ZM132 92V93H133ZM183 92V91H182ZM197 92V91H196ZM209 92V91H208ZM215 92V91H214ZM213 92V93H214ZM222 92V93H223ZM12 93V92H11ZM23 93V92H22ZM32 93V92H31ZM30 93V94H31ZM96 93V92H95ZM131 93V94H132ZM135 93V92H134ZM133 93V94H134ZM147 93V92H146ZM180 93V92H178ZM190 93V92H189ZM26 94V93H25ZM29 94V95H30ZM40 94V93H39ZM98 94V93H97ZM128 94V95H129ZM132 94V95H133ZM210 94V93H209ZM212 94V93H211ZM210 94V95H211ZM220 95V93H218ZM14 95V93H13ZM28 95V96H29ZM103 95V93H101V96ZM138 95V94H137ZM214 95V94H213ZM19 95H17L18 97ZM65 96V95H64ZM123 96V95H122ZM122 96L120 97L122 99ZM130 96V95H129ZM136 96V95H134ZM175 96V95H174ZM194 96H197V94ZM218 95H216L217 97ZM221 96V95H220ZM219 96V97H220ZM27 97V96H26ZM79 97V96H78ZM78 97L76 96V98L78 99ZM124 97V96H123ZM131 97V96H130ZM144 97V96H143ZM156 97V96H155ZM200 97V96H199ZM198 97V98H199ZM212 97V95L210 96ZM3 98V97H2ZM13 98V97H12ZM19 98V97H18ZM24 98V97H23ZM32 98V96H31ZM138 98V97H137ZM150 98V97H149ZM178 98V96H177ZM187 98V97H186ZM201 98V97H200ZM215 98V97H214ZM223 98V97H222ZM223 98V99H224ZM20 99H22L20 97ZM19 99V101H20ZM97 96L95 95V97L90 101V102H87L86 104H92L91 106L90 105H86L83 109V114H87L88 116V113L91 112L90 109L92 108H95L96 111L103 108L101 102H96L95 101L97 100ZM101 99V98H100ZM119 99V100H121ZM142 99V98H141ZM157 99V97H156ZM180 99V98H179ZM192 99V98H191ZM222 99V100H223ZM15 100V99H14ZM33 100V99H32ZM37 100H40L39 98ZM127 100V99H126ZM182 100V99H181ZM184 100V99H183ZM198 100V99H197ZM220 100V99H217V101ZM23 101V99L21 100ZM26 101V100H25ZM82 101V100H81ZM133 101V100H132ZM192 101V100H191ZM190 101V103H191ZM244 101H246V105H244L243 108H240L239 106H237V103L238 102H243L242 104H244ZM135 102V101H134ZM153 102V101H152ZM180 102V103H179ZM204 102V101H203ZM215 102V101H213ZM212 102V103H213ZM6 103V102H5ZM17 103V102H16ZM22 103V102H21ZM25 103V102H23ZM33 103V102H32ZM133 103V102H132ZM130 102V104H132ZM179 103V108L177 109V106L176 104ZM195 103V102H194ZM194 103H191V104H194ZM71 104V102H70ZM120 104V102H119ZM123 104V103H122ZM127 104V103H126ZM151 104V103H150ZM156 104V103H155ZM210 104V103H209ZM214 104V103H213ZM10 106V104H8ZM14 105V104H13ZM22 105V104H21ZM20 104L18 105L19 107L21 106ZM27 105V104H26ZM33 105V104H32ZM134 105V104H133ZM141 105V104H140ZM208 105V104H207ZM206 105V106H207ZM17 106V104H16ZM38 106V105H37ZM69 106V104L67 105ZM121 106V105H120ZM217 106V104H216ZM108 107V106H107ZM135 107V106H134ZM151 107V106H150ZM149 107V109H150ZM191 107V105H190ZM204 107V106H203ZM214 107V105H213ZM225 108V111H222L221 108ZM23 108V107H22ZM38 108V107H37ZM122 108V107H121ZM120 108V109H121ZM153 108V107H152ZM188 108V106H187ZM205 108V107H204ZM1 109V107H0ZM20 109V108H19ZM27 109H30V108H27ZM70 109V108H69ZM68 108L65 109L64 111V114L67 113V110H69ZM81 109V108H80ZM144 109V108H143ZM147 109V108H146ZM154 109V108H153ZM200 110L202 108H199ZM207 109V108H206ZM249 109V110H248ZM4 110V109H3ZM18 110V109H17ZM78 111V109H73L72 108V111ZM103 110V109H102ZM131 110V109H129ZM157 110V109H156ZM211 110V109H210ZM6 111V110H5ZM38 111V110H37ZM122 111V110H121ZM109 110H106V114H108ZM207 113V114H210L209 111H205L204 112L202 111V113ZM82 113V112H81ZM149 113V112H148ZM160 113V112H159ZM195 113V112H193ZM243 113H248L250 116H251V119L249 121V117L248 118H245V115L243 117ZM4 114V113H2ZM0 114V115H2ZM38 114V113H37ZM91 114V113H90ZM146 114V113H145ZM252 114V115H251ZM5 115V114H4ZM13 115V114H12ZM19 115V114H18ZM22 115V114H21ZM92 115V114H91ZM115 115V114H114ZM185 117H184V116ZM7 116V115H6ZM17 116V115H16ZM83 116V115H82ZM108 117L106 118V120L110 119L113 114H109L107 115ZM129 116V115H128ZM248 116V115H247ZM246 116V117H247ZM27 117V116H26ZM75 118L76 121L80 122V120H78V117L80 119V115H78V112L77 113H71L69 115L68 118ZM90 117V116H89ZM243 117V118H242ZM5 118V117H4ZM15 118V117H14ZM87 118V117H86ZM150 118V117H149ZM209 118V119H210ZM245 118V119H244ZM16 119V118H15ZM20 119V118H19ZM139 119H141V117H139ZM167 119V120H166ZM142 120V119H141ZM144 120V119H143ZM147 120V119H146ZM6 121V120H4ZM15 121V120H14ZM86 121V120H85ZM89 121V120H87ZM148 121V120H147ZM8 122V121H7ZM22 122V121H21ZM82 122V121H81ZM145 122V121H144ZM9 123H11L9 121ZM15 123V122H14ZM87 123V122H86ZM141 123V122H139ZM1 124V123H0ZM8 124V123H7ZM128 124V123H127ZM130 124V123H129ZM132 124V123H131ZM144 124V123H143ZM148 124V123H147ZM166 124V123H164ZM3 125V124H2ZM137 125V124H136ZM145 125V124H144ZM150 125V124H149ZM4 126V125H3ZM11 126V125H10ZM15 127V126H14ZM18 127V126H17ZM171 127V126H170ZM5 128V126H4ZM148 128V127H147ZM20 129V128H19ZM18 129V130H19ZM146 129V128H145ZM150 129V128H149ZM151 129H154L153 127ZM225 129V128H224ZM144 130V128H143ZM156 129H154L155 131ZM159 130V129H158ZM2 131V130H1ZM150 131H153V130H150ZM19 132V131H18ZM55 132V131H54ZM143 132V131H142ZM147 132V131H146ZM56 133V132H55ZM150 133V132H149ZM118 135V134H117ZM122 135V134H121ZM54 137H56L54 134H53ZM106 136V135H105ZM129 136V135H128ZM188 137L189 139V142H190V145H188L187 143H185V138ZM220 137V136H218ZM217 137V140H219V138ZM120 138V137H119ZM119 138H116L115 140L119 142ZM52 139V137H51ZM54 140V139H53ZM52 140V141H53ZM51 141V142H52ZM56 141H57V138H56ZM55 140L53 141V144H54ZM124 142V141H123ZM188 142V143H189ZM51 144V143H50ZM198 144L200 146H198ZM219 144V143H218ZM52 145V144H51ZM132 145V144H131ZM203 145V146H202ZM223 145V144H222ZM249 145H251V147L254 148V151H253V154L254 155H249V153H252L250 148L248 147ZM35 146V145H34ZM97 147V146H96ZM199 147V148H198ZM221 147V146H220ZM223 147V146H222ZM247 147L249 148L250 152L248 151ZM51 149L48 150V151H45L46 155L41 156L43 157V159L46 157L48 158H55V153L52 152L53 150L55 149H58V150H61L59 149L60 148V145L59 144H56L55 142V145H53L52 147H50ZM32 149V148H31ZM30 149V150H31ZM188 150V152H186V150ZM218 149V150H217ZM222 149V148H221ZM63 150V148H62ZM61 150V154L60 155H64V150L62 151ZM249 152L248 154H245V152L247 151ZM219 151V152H218ZM245 151V152H244ZM54 153V154H50V153ZM59 152V151H58ZM118 152V151H116ZM152 152H158V154L160 153H163L164 155H166V158H165V161L163 162L162 159L159 158V160L163 162L160 163L161 165H155V164H152L150 166L152 167H145L147 168L145 171L147 172L146 174H142V172L140 173V171H138V169H140V158L138 157V154L141 158L144 159V157L146 156V153H149L151 155ZM218 152V153H217ZM221 152V153H222ZM38 153V152H36ZM39 153H40V148H39ZM135 153V152H134ZM116 154V153H115ZM203 154V155H202ZM58 155V154H56ZM79 155V154H78ZM126 155V154H125ZM108 156V155H107ZM106 156V157H107ZM118 156V155H116ZM201 156H205V158L207 159H202V161H198L197 159L200 158ZM226 156V155H225ZM53 157V158H52ZM109 157V156H108ZM119 157V156H118ZM155 157V156H154ZM158 157V156H157ZM163 157V156H162ZM229 157V158H230ZM70 158H72V156H70ZM77 158V157H76ZM75 158V159H76ZM111 158V157H110ZM151 158V157H150ZM164 158V157H163ZM203 158V157H202ZM222 158V157H221ZM224 158V157H223ZM227 158V159H229ZM230 158V159H231ZM31 159V158H30ZM74 159V157H73ZM109 159V158H108ZM107 159V160H108ZM130 159V158H129ZM226 159V158H225ZM72 160V159H71ZM114 160V159H113ZM125 160V159H124ZM128 160V159H127ZM131 160V159H130ZM146 160V159H145ZM96 161V160H95ZM109 161V160H108ZM122 161V160H121ZM132 161V160H131ZM158 161V159H157ZM31 162V161H30ZM66 162V161H65ZM87 164H82L79 166V168H75L74 170H72L70 172V176H68L69 178L65 179V180H68V182H59V185H58V188L61 190L63 189L64 187H70L73 183V179L71 181V177H75V179H78V184H82L84 183L83 181L89 177L88 176V173H86L85 171L86 170H90V168L93 167L94 164H90V161H85ZM93 162V161H92ZM91 162V163H92ZM127 161H125L126 163ZM149 162V161H148ZM156 162V161H155ZM217 162L220 163L221 165H217ZM42 163V162H40ZM102 163V162H101ZM122 163V162H121ZM124 163V164H125ZM128 163V162H127ZM150 163V162H149ZM227 163V164H226ZM143 164V163H142ZM224 164V165H223ZM66 165V164H65ZM75 165V164H74ZM57 166V165H55ZM70 166V165H69ZM118 166V165H117ZM202 166V167H201ZM125 167V166H124ZM201 167V168H200ZM221 167L224 169L221 170ZM54 168V167H53ZM116 168V167H115ZM118 168V167H117ZM143 168V167H141ZM144 168V169H145ZM227 168H231V171L228 170ZM52 169V168H51ZM232 169L234 170L232 172ZM58 170V169H56ZM102 171V168L100 169ZM117 169H115L116 171ZM99 171V170H98ZM55 172V171H54ZM59 172V171H58ZM103 172V171H102ZM100 173V171H99ZM210 173V172H209ZM53 174V173H52ZM111 174V173H110ZM119 174V173H118ZM117 174V175H118ZM112 175V174H111ZM109 175V176H111ZM101 176V175H100ZM104 176V175H103ZM108 176V175H107ZM129 176V175H128ZM161 176V177H162ZM212 176V177H213ZM38 177V176H37ZM113 177V176H112ZM160 177V176H159ZM208 177V176H207ZM119 178V176H118ZM131 178V177H130ZM109 179V178H108ZM124 179V178H122ZM126 179V178H125ZM158 179V178H157ZM240 179V180H239ZM95 179L93 178V180L91 181H94ZM99 181V179H96ZM104 180V178H103ZM102 180V181H103ZM116 180V179H115ZM133 180V179H132ZM148 180V181H147ZM229 180V182H228ZM234 180V181H233ZM86 181V180H85ZM90 181V182H91ZM106 181V179H105ZM120 181V180H119ZM118 181V182H119ZM157 181V180H155ZM225 181V182H226ZM241 181V182H240ZM33 182V180H32ZM89 182V183H90ZM236 182V181H235ZM61 183V184H60ZM65 183V184H64ZM88 183V182H87ZM93 184H95L94 182H92ZM98 183V182H97ZM105 183V182H104ZM231 183V184H230ZM15 184V183H14ZM27 184L29 185H26V188L29 187V186H33L31 185V176H29L27 178ZM64 184V185H63ZM77 184V185H78ZM103 184V183H101ZM106 184V183H105ZM224 184V183H223ZM25 185V184H24ZM85 186H88L87 184H83ZM97 185V184H96ZM95 185V186H96ZM108 185V184H107ZM112 185V184H111ZM84 186V187H85ZM94 186V185H93ZM94 186V187H95ZM143 188L142 190H144L143 192H139L137 191V187H140ZM195 186V185H194ZM199 186V185H198ZM239 185H236V187L238 188ZM82 187V186H81ZM109 187V186H108ZM19 188V187H18ZM26 188H21L20 186V189H13V191H11V199H13V197L15 196H18V194L16 192H23V191H26L27 189ZM36 188V186H35ZM54 188V187H53ZM83 188V187H82ZM98 188V187H97ZM106 188V186H105ZM111 188V187H110ZM110 188H108L107 190H109ZM134 188V189H133ZM70 189V188H69ZM72 189V188H71ZM84 189V188H83ZM96 189V188H95ZM99 189V188H98ZM101 189V187H100ZM104 189V188H103ZM113 189V188H112ZM115 189V188H114ZM139 189V188H138ZM186 189V190H185ZM240 189V188H239ZM238 189V190H239ZM37 190V188H36ZM141 190V191H142ZM236 190V188H235ZM241 190V189H240ZM32 191V190H31ZM57 191V190H55ZM54 191V192H55ZM99 191V190H98ZM103 191V190H102ZM101 191V192H102ZM110 191V190H109ZM112 191V190H111ZM27 192V191H26ZM33 192V191H32ZM58 192V191H57ZM121 192V191H120ZM121 192V193H122ZM34 193V192H33ZM38 193V192H37ZM92 193V191L90 192V194ZM107 193V192H106ZM117 193V192H116ZM124 193V192H123ZM127 193V192H126ZM240 193V192H239ZM237 193V194H239ZM31 194V193H30ZM55 194V193H54ZM68 194L72 195V197H70V200L72 198H77L76 196H81V197H85L84 195L86 194L84 191L82 190H77V189H74L73 191L69 192ZM67 194V195H68ZM89 194V193H88ZM94 194V192L92 193ZM111 194V192H110ZM157 194V195H156ZM26 195V194H25ZM36 195V194H35ZM34 195V196H35ZM96 195L98 196V194L96 193ZM95 195V196H96ZM102 195V194H101ZM108 194H106L105 196L107 197ZM135 195V194H134ZM181 195V194H179ZM178 195V196H179ZM63 196V195H62ZM61 196V197H62ZM94 196V197H95ZM97 196L95 198H83V202H86V203H92V202H95L97 203V201H99V198L101 199L102 198H105L103 196H98L99 198H97ZM110 196V195H109ZM148 196V195H146ZM226 196V195H225ZM24 197V196H23ZM23 197H21V200L23 199ZM55 197V195H54ZM59 198V200H61L62 198ZM87 197V196H86ZM122 197V198H121ZM135 197V198H136ZM215 197V196H214ZM236 197V196H235ZM28 198V197H27ZM49 198V197H48ZM112 198V201H108V200H101V202H108L109 205V212H116V211H110V207L112 208H119L121 210L120 213L124 214L123 216H127L130 217L132 219V217H134L136 214H137V211L139 210L136 206H135V203L133 201H127V198H123V195L121 194H116V195H113L111 196ZM202 196L199 195L198 196V199L199 200H202ZM237 198V197H236ZM85 199V201H84ZM120 199V200H119ZM137 199V198H136ZM182 199V197H181ZM218 199V198H217ZM216 199V200H217ZM20 200V199H18ZM32 200V199H31ZM63 200V199H62ZM67 201L69 199H66ZM69 200V201H70ZM179 200V199H178ZM177 200V201H178ZM227 200V199H226ZM238 200V198H237ZM14 201V200H13ZM234 201V200H233ZM15 202V201H14ZM29 201L26 200L24 201L23 203V206H26L27 203ZM60 203H63V202H66V201H59ZM99 202V203H101ZM41 203V202H40ZM74 203V202H73ZM97 203V204H99ZM230 203V202H228ZM227 203V204H228ZM15 204V203H14ZM65 204V203H64ZM72 204V203H71ZM81 204V202H80ZM84 204V203H83ZM96 204V206H98ZM146 204V203H145ZM174 204V205H173ZM78 205V204H77ZM95 205V204H94ZM101 205V204H100ZM173 205V206H172ZM249 205V206H248ZM59 206V205H58ZM63 208H67L68 206V203L65 204V205H61ZM170 206H172V209H169ZM223 206V207H222ZM13 207V206H12ZM61 207V208H62ZM88 207V206H87ZM93 207V206H92ZM227 207V206H226ZM14 208V207H13ZM60 208V209H61ZM101 208H103L104 211L102 212H105V213H101L102 216H104V218L106 217V214L109 215V212L105 209V206H101ZM228 208V207H227ZM17 209V208H16ZM91 209V208H90ZM21 210V209H20ZM63 210V209H62ZM99 210V209H98ZM40 211V210H39ZM57 211V210H56ZM65 211H67L68 213H66ZM63 211L62 215H64L65 217H67V219L69 218L70 220H75V218L77 217V210L73 205H71V208L69 210H65ZM9 212V211H8ZM24 212V209L22 210V213ZM86 212V211H85ZM21 213V212H20ZM27 213V212H26ZM119 213V211H118ZM144 214V212H142ZM90 215V214H89ZM88 215V216H89ZM19 216V215H18ZM30 216V215H29ZM39 216V215H38ZM37 216V217H38ZM46 216V215H44ZM116 216H119V215H116ZM182 216V217H180ZM90 217V216H89ZM205 217V216H204ZM43 218V217H42ZM97 218V217H96ZM12 219V218H11ZM66 219V218H65ZM68 219V221H69ZM78 219V218H76ZM124 219V217H123ZM49 221V220H48ZM67 221V220H66ZM95 221H98V220H95ZM212 221V220H211ZM3 222V221H2ZM50 222H51V219H50ZM49 222V224H50ZM73 222V221H72ZM117 222V221H116ZM222 222V221H221ZM224 222V221H223ZM222 222V223H223ZM46 223V222H44ZM164 223V222H163ZM169 223V222H168ZM72 224V223H71ZM70 224V226H71ZM78 224V223H77ZM119 224V223H118ZM221 224V223H220ZM240 224V223H238ZM40 225V224H39ZM46 225V224H45ZM69 225V224H68ZM80 225V224H79ZM145 225V224H144ZM143 225V226H144ZM237 225V224H236ZM41 226V225H40ZM238 226V225H237ZM6 227V226H5ZM80 227V226H79ZM147 227V226H146ZM16 228V227H15ZM41 228V227H40ZM49 228V227H48ZM5 229V228H4ZM151 229V228H150ZM68 230V229H67ZM78 230V229H77ZM135 230V229H134ZM133 230V231H134ZM140 230V229H139ZM143 230V229H141ZM149 230V229H147ZM144 231V230H143ZM4 232V231H3ZM51 232V229L49 228L47 230V233H50ZM117 232V231H116ZM142 233V232H141ZM260 233V232H259ZM5 234V233H4ZM257 234V233H256ZM263 234V233H262ZM3 235V234H2ZM25 235V233H24ZM27 235V234H26ZM248 237V236H247ZM260 237V236H259ZM264 237V235H263ZM50 238V241L49 242H56L57 243V246L58 248H62L64 244V236L62 234V231L60 232L59 234V237L58 239L57 238H54L53 236H49ZM69 239V238H68ZM67 239V240H68ZM15 242L13 241V243H15L17 246L20 245L19 244V240H17L16 238L14 239ZM77 240V239H76ZM38 242V241H37ZM40 242V241H39ZM78 242V241H77ZM110 242V241H109ZM108 242V243H109ZM114 242V241H113ZM79 243V242H78ZM11 244V243H10ZM40 244V243H39ZM38 244V245H39ZM37 245V244H36ZM54 245V243H53ZM73 245V244H71ZM8 246V245H7ZM12 246V244H11ZM83 246V245H82ZM9 247V246H8ZM41 247V245H40ZM42 248V247H41ZM40 248V249H41ZM65 248V247H64ZM12 249V248H11ZM10 247H9V250H11ZM18 249V247H17ZM54 249V248H53ZM93 249V248H92ZM43 250V249H41ZM45 250V249H44ZM55 250V249H54ZM13 251V250H11ZM57 251V250H56ZM41 252V251H40ZM3 253V252H2ZM1 253V254H2ZM258 254H261L263 257H264V252H260L258 251ZM2 256V255H1ZM4 256V254H3ZM26 256L28 257V259L32 258L33 255H31V253L29 254H26ZM34 257V256H33ZM37 258V256H35ZM2 258V257H1ZM7 258V257H6ZM15 255H14V259L13 261L10 262V264H18L17 262V258L15 259ZM39 258V257H38ZM33 259V258H32ZM59 259V258H58ZM31 260V259H30ZM36 260V259H35ZM7 261V260H6ZM263 261V260H261ZM1 262V260H0ZM9 262V261H7ZM3 264L4 263V260L2 259V262ZM40 263V262H38ZM36 263V264H38ZM23 264V263H22ZM26 264V263H25ZM73 264V263H72Z\"/></svg>",
    "mask_w": 264,
    "mask_h": 264
}]
</instances>
